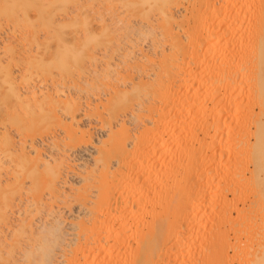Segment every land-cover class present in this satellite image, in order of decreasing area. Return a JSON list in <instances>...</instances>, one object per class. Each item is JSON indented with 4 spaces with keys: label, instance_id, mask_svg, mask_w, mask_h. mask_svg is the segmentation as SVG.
Masks as SVG:
<instances>
[{
    "label": "bare ground",
    "instance_id": "obj_1",
    "mask_svg": "<svg viewBox=\"0 0 264 264\" xmlns=\"http://www.w3.org/2000/svg\"><path fill=\"white\" fill-rule=\"evenodd\" d=\"M32 1L36 2L35 0ZM206 1L207 3L204 2L205 4L211 2L210 4H208L209 7L206 8L205 11L206 14H203L201 8L203 6V3L200 4L198 2L200 5H202L201 7H197V5L194 4L195 5V8L193 7V9L195 10L193 11L194 14L192 13L193 16L190 14V16H192L191 19L194 20V22L193 20L191 21L194 23V24L192 23L193 25H191V27H190L191 23L189 24L190 21L188 20L187 17L183 19L181 18L182 20L180 19L178 20V17L171 11L170 8L163 6L159 8V11L162 8L159 13L161 14L160 15L161 23H159L160 24L159 26H161V29L164 30L166 33L165 34L163 32L164 33L163 40L165 41V43L164 42L162 43L160 37H159L160 42L158 40L156 41V39L154 40L155 47H162V51L159 55L155 53L156 56H159V58H157L156 60L150 58L148 55L145 54L146 59L148 58L147 59L148 61L146 60L147 61L146 63L150 64L151 66V67L149 66L150 68H148V64H147V68H148L147 69L145 66L146 64L143 65L142 63H141L142 65L139 63L137 65H134L136 67H134L133 65L132 66L134 67V69L136 68V70H138V72L136 73L137 75L139 74L138 75L139 83H137L139 86L145 88L150 93V95H153L151 94L152 92L154 93L156 92V95L158 94L157 97L160 95L159 92L162 91L161 98L163 102L161 101V99H160L161 102L160 101L159 102L162 104V106L164 105V107L161 110H159L161 111L160 112L161 114L157 113V115L159 114L160 116L158 115L159 119L155 120L156 121L155 124L157 123V125H155L156 127L154 129L153 128L147 129V126L145 125L144 127L146 128V130L143 128L144 132L143 131H141L142 133L139 132V136L136 134L131 135L129 133L130 131L126 132L125 130L126 127L124 126L125 124L122 123L125 122L123 120L122 122H119L121 124H119L118 127V128L121 127L120 129L121 131L120 130L115 131L113 129L109 131L111 134L109 135L110 138L112 137L114 138V136L116 135L114 139H111L112 142L115 143V145L114 146L110 145V147L107 149L105 148L106 142H103L101 147L98 148L99 150L97 152V155L99 156H97V158L94 159V161H96L95 162L96 169L94 170L92 169V171L88 169L89 171L87 172V174H85L84 172L85 176L83 175L84 177H82L83 179L82 182L85 183L83 184L84 187L82 189H77L78 193L76 194L78 195V199L81 201V205H83L80 206V208L82 207V209L86 212L84 216V218L86 219L83 218L80 219L79 217H77L79 218V219L76 218L78 221L75 220L76 223L73 222V224L74 223L75 224L74 226L72 225L73 227H76L75 228L76 231L78 230L77 234L80 237L78 235L77 236L80 238L81 241L78 240L76 246L74 245L75 249H72L69 254H63V257H65L66 259L65 264H121L122 261L123 264H182L180 262L181 260L183 262L184 259L182 251L185 250L188 244H190L191 246L193 244L192 241L195 242L196 240V239L193 240L194 239L193 226L195 225V223L198 222L199 216L204 215L203 211L205 210V208H207L208 205L210 204L212 207V204L216 201V198H219L218 196L220 197L222 196L219 195L224 190V188L221 189V186H223V184L227 185L228 184L227 182H231L232 186L234 185V187H237L235 186V184L245 185L243 183L249 181V183L251 182V185L253 184L255 186V189H257L258 192H256L257 194H255V192L253 194H255V197L256 195H258L257 198H255L257 200L253 201L254 204L250 202V204H252L251 206L247 203L248 204L247 208L248 211L250 210L249 213L252 212L251 215L254 214V216L255 215L257 216L263 214L261 215V220H262L264 216V0H237L235 2H233V0H228V2L226 1L227 3L225 5L221 4L220 6L216 4L218 3L216 2V0H206ZM7 3H9V1ZM7 3L5 6H7ZM41 3L43 2L41 1ZM46 5H48L47 2ZM2 13L5 14L4 12ZM11 14L12 12H10V15ZM208 14H211V16L209 17H212L213 19L211 22L207 24L208 27L206 26L208 28V30L206 29L207 32L205 33L203 30L204 33H201L198 31L201 25L198 22L204 19V17ZM197 23L199 28L198 29H195L194 27L192 28V26L194 25L198 27ZM175 28L176 29L178 28L179 30L177 29L178 31L176 30L177 32H175ZM151 30L153 31V29ZM179 31L180 32L182 31L184 35L181 34ZM130 53L131 52H129V56ZM200 58H202L201 62H200ZM127 63H129V61ZM1 68L3 69L2 66ZM8 74L9 73H7V75ZM133 82H134V78H133ZM136 82L137 81H135L134 83ZM9 83L10 82H8V84ZM138 85H136L137 88ZM194 85H197L196 87H198L199 85L200 86L205 85L206 87L208 86L207 88H210V91L212 90L214 96L215 95L219 96V99H217L218 101L217 102L214 101L215 104H212V108H208L205 104H204L205 106L199 104L198 102L199 100L197 101L196 96L188 100H186L187 98L182 99L181 91L185 90L187 94L189 93L190 88L191 87L193 88ZM11 86L14 85L11 84ZM35 87L36 86L34 87L32 86L31 90L29 89L30 92H27V94L31 93L35 96L38 92L37 88ZM14 94L15 95L13 96V98L14 97L18 98L16 92ZM146 94L148 95V93ZM186 94L184 93V95ZM150 95H148V97ZM154 96L150 97L152 102H150V99L148 100V98L147 100H145V98H143L142 100L141 99L142 97L141 98L138 97L137 99L139 100L141 99L140 102L134 104V105L137 104L140 105L138 106V109L134 108L133 107L134 105L131 104V106L133 107L132 109L136 112L138 111V113H136L134 116H133L134 114L133 111H132L133 114L130 113L132 115V119L137 121V124L139 123L138 117L141 118L139 114L144 110L145 111L150 110L151 114H155L152 113L153 110H156L154 109L156 105V103L154 102L156 101L157 97L156 99H154ZM206 97H208V95L205 96L204 98ZM152 98L155 100L154 102ZM15 101L21 102L22 100L15 99ZM159 102L157 101L158 106H159L158 104ZM171 105H173V107L174 105H176L177 107L178 106L182 107L183 114L181 113L180 115H177L178 113L176 114L177 116L181 117V118L179 117V119H181L182 121L184 120V116H185V121H189L191 118L190 123L193 124L192 126L198 127L197 125H194L197 124L194 122L196 121L195 119H197L198 114L201 113L202 116H204L203 119L206 121V123L205 125L204 123H202L204 125L203 127L201 126L202 128L201 127H198L199 129L193 128V130L195 131L190 130L191 132L190 131L188 132L189 137L188 138L185 137L186 138L185 142H183L184 138L181 141H179L177 145H181L180 147L183 146L182 148L184 149L185 156L181 157L180 155L181 157L180 160L179 161L177 160L178 164L174 163L175 160L174 159L173 163L176 165L175 166L169 165L170 167L169 166L167 167L165 164L166 162L164 160L168 161L169 159L167 160V158L169 157L167 155V157L165 156L166 159L164 158L166 152L163 150H166L165 148L166 145L168 146V143H170L171 145V142L169 141L170 140L169 138H168L169 140L166 139V135L168 134V131L171 130V128L175 129V126L171 127L170 124L173 123L174 122L173 120L177 118L176 115H174L175 119L172 118L170 120V118H167L170 115L171 111H168L169 114H167L165 110H167L166 108ZM74 106L76 107V105ZM8 107L9 106H7V108ZM10 109L11 107L9 108V110ZM6 111L8 112L7 109ZM181 115H183V117ZM18 116L19 114L17 115V117H14L17 119H13L12 121L15 122L17 120V122H19ZM99 116L102 117V115ZM116 116L118 115L116 114ZM71 117H72L71 121L75 122L76 119L75 116H71ZM192 117L194 120L192 119ZM9 122L11 121L9 120ZM36 122L38 121L35 120L34 123ZM56 122L59 123L58 121ZM60 122H61L60 123L61 126L63 122L62 121ZM72 122H70L71 125ZM53 123H55V119ZM180 123L181 122H179V125ZM173 124L176 125V123ZM200 124L201 123H199L198 125ZM71 125L69 124L68 128L72 130L71 131L72 133L70 132L69 133L78 136L77 135L79 134L77 133L78 130L76 131L72 129L73 126L72 128H70ZM252 127H255V130H252ZM78 129L81 130L80 127H78ZM199 130L203 133L204 136V138L200 140H199V136L197 135ZM65 132H66L65 134L67 135L68 131ZM80 132H81L80 133L81 140L78 138L79 136L77 138L80 141H82V139L84 140V137L82 135L84 132L83 130H81ZM122 132L123 133L125 132L124 136ZM119 133L120 134L122 133L121 135L123 139L121 138V135ZM116 138L119 140H117ZM251 138H253L254 142L251 141ZM73 140H76V138H74ZM114 140H116V142ZM176 140L178 141L179 139ZM112 142L110 144H114ZM195 144L200 145L201 151L197 149L198 151L195 152L196 150L195 148H197ZM128 145L129 147L131 145L133 147L131 146V148H129ZM189 146L191 149L189 148ZM194 146L196 147L194 148ZM185 150H188L187 154H185ZM179 151L181 152L180 148ZM217 152H221V153H218L217 156L212 155L214 153L216 154ZM208 153L209 154L211 153V156L213 157L208 155L207 157H211V158H207L206 154ZM24 155L21 154L20 155L21 157L19 156V158L17 159V161L20 160L19 161L20 164L19 162L17 164L15 163L16 165L19 164L18 166L16 165L14 166L13 163V166L18 168L13 169L11 174L15 175L18 181L20 178H21L20 180L22 181L27 178L30 179L31 181L29 185L30 187L28 186L29 188L27 187V190L33 192L30 194H34V195L37 194L35 196L33 195V197L36 198L35 200L36 202L38 201L40 202V203L38 202L40 205H45V204L48 205L46 197H48L49 200L55 199L56 201L58 200L59 197L61 198V195H63L66 192L65 189L67 188V184H68V181L65 178L63 163L56 164L55 161L53 162L44 161L39 158L37 160L35 159L36 161L39 162L36 161L34 162V158L33 160L31 159L29 160L30 157L27 158ZM156 156L158 158H156ZM156 159H158V161H156ZM113 161L115 165L111 166L113 164ZM170 163L172 164V162ZM250 167L252 168L250 169ZM139 173L143 174L144 179H146L144 187L146 186L147 183L146 186L147 189L143 191L142 196H144V194L146 193L148 194V192H152V196L154 194L156 198L155 201L156 203L154 201L153 203L156 204V206H158L157 208L158 210H156L155 207L153 210V206H151L152 210L154 211L152 212L151 210V213H154V218L152 220L153 223L152 222L151 223L154 226L152 227L150 225L149 227L145 226V229L147 227L148 230H144V232L147 231L145 234L138 235L139 237L137 239L135 238L137 241L135 240L136 246L134 249L135 251H133L132 246L130 245V243H132L130 239L132 240L134 238L133 234L131 236L132 226L136 225L137 223L135 222L136 224L132 225V222L133 220L137 221L144 216L143 213L144 211L142 213L141 211L139 212L136 209L137 202L136 203L134 202V197L137 195L136 192L138 193L141 192V188H139L140 191L139 190L136 191L137 185L134 182L135 174L139 175ZM182 176L186 178L184 184L181 183L179 179ZM136 177L138 178V176ZM171 181H175L176 184L174 183V185L175 187L176 185H179L178 188L172 189L174 186L173 187L170 186L172 185ZM204 182L207 185L205 188L209 187L210 191L207 192L205 188H201V190H199L198 186ZM20 183L19 184L21 186L22 182L20 181ZM231 185H229L230 187L229 186L227 187L232 188ZM39 186L41 188H39ZM248 186L250 185H247V187ZM246 188H244L245 191H247ZM251 188H252L251 186L248 187V189ZM202 189L203 192H201ZM227 189L228 188H226L225 191ZM238 189L239 188H237V190ZM40 190H42V192H40ZM230 190L231 189H229V191ZM234 190L236 189L234 188L231 191L234 192ZM14 193H16L15 190ZM236 193L237 192L233 193V195ZM224 194L222 197L223 199L225 198ZM12 195L14 196V194ZM210 196L211 199L207 201L208 204L206 205L203 204L206 203L204 202L206 201L205 199H208V197ZM5 197L7 198L6 194ZM144 197H146V195ZM174 198L176 200H174ZM145 199L146 202L150 200L148 198V195L147 198ZM225 199H228L227 196ZM152 200L153 199H151L149 202H151ZM200 200H202L203 203ZM234 200L236 201L237 197ZM241 200L243 201L244 199H242L241 197ZM174 201L177 203V205L176 203H173L176 206L173 204L171 205V203ZM226 201L227 200H224L223 202L222 201L219 202L220 205L222 204L221 206L216 204L217 208L218 207L220 208L219 210H216V208L215 209L210 208V210L212 209L214 211L215 210L219 211L221 213L220 217L222 215L226 216L227 214H230V208H232L231 210H233L234 208L233 205L236 203L234 202V204L233 203L230 204L232 202V199L231 201L228 200V203ZM242 201L241 203L243 205V202H245V200L243 202ZM4 202L6 203V201ZM5 203H3L4 206ZM10 205H8V209ZM171 206H175L176 208ZM234 206L236 208V210L234 209L235 211H237V208L238 210L240 209L238 205L237 207L236 205ZM245 207L246 206H243V208ZM243 208H242L243 212L242 210L241 211L239 210L240 212L238 211L239 216H242V214L245 212ZM170 209L172 211L171 214L173 215L171 217L174 219V221L176 220L175 222L178 224H175L173 220L172 222L170 219L167 218V216L169 217V215H171L168 214L170 212ZM174 209H176L177 212H175V214L177 213V215H174V211H175ZM6 211L4 212L3 209L2 213H6ZM207 211L208 209H206V212ZM51 212L50 213L48 212V215L50 214L49 216H51L52 218V221L50 222L49 225H46L45 223V225H41V227L39 226V228L36 231H33L32 234L30 233L31 236L29 235V237L27 238L29 239V241L27 242L25 241L26 242L25 244L20 242L21 244L25 245V248H23L22 250L20 249V253L22 254L21 255L22 262L23 261L25 263L30 262V264L32 263L56 264V262H54L55 261L54 257L56 256V254L54 256V252H56L55 250L60 249L61 245L62 247H64L63 246L64 229L62 227L64 222L61 221V219H59V216H56L53 212L52 213ZM201 213L202 215H200ZM213 213L215 214L216 212ZM249 213L246 211V214ZM215 215L217 218L218 215L217 214ZM137 216H142V217L139 218ZM174 216L176 217L178 216V217L174 218ZM224 218L226 219L227 216ZM178 219L180 220V222L186 221V223H188L190 221V223H188V225L184 224L183 227V225H180L179 222H177L179 221ZM170 221L177 226L175 225L172 226L173 224ZM226 222L227 221H225V223ZM262 222L263 223L259 225L257 222H256L257 224H255V222L254 223L252 222L253 223L252 225L255 224L254 226L255 230L249 225L251 229L254 230L253 231L254 233L258 232L257 236L258 234H260L259 237H261V241H262V243H260L259 248L257 247L258 249L254 248L253 250L254 256L251 257L252 255L250 254V258H252V260L254 258L255 264H264V221ZM23 223H20L22 224V226L20 225L21 228H19L20 237L22 236V234H24L25 236V234L29 233L27 232V229L25 225H23ZM146 224L148 225V223ZM181 224H183V222H181ZM30 228H32V226ZM1 230L2 229H0V231ZM120 232L122 233L123 236H121ZM216 232H217L216 235L215 233H213V235L215 236L208 239L209 240L208 242L211 245L210 248L212 249V252H210V250L208 249L211 254L209 255V257L205 258V261L208 264L209 263L228 264L227 262L229 261L228 259L230 257L228 258L225 254L227 249L230 248L229 239L228 238H227L228 240L225 239L226 238L224 237L225 235L222 236V234H220L219 231L216 230ZM248 232H249L248 235L250 234L249 237L252 236L253 238L256 235V234L253 235L254 233L252 231H248ZM184 234L190 235V237L188 236L187 237L190 238L191 243L190 242L188 243L186 240H184ZM127 236H129L130 238L129 237L127 238ZM257 236L256 238L258 240ZM120 237L123 239H120ZM173 238L176 239L175 242L173 241L174 240ZM252 238H250V240ZM257 240H255L256 241L255 245L259 244ZM63 250H65V248L62 249V251ZM236 250L240 251V249L237 248L235 249V251ZM255 250L257 251L256 255L254 254ZM239 251L237 252L239 253ZM1 252L2 251H0V253ZM4 258L1 257V259L3 260ZM233 259L235 260V258ZM5 264H8V262Z\"/></svg>",
    "mask_w": 264,
    "mask_h": 264
},
{
    "label": "rangeland",
    "instance_id": "obj_2",
    "mask_svg": "<svg viewBox=\"0 0 264 264\" xmlns=\"http://www.w3.org/2000/svg\"><path fill=\"white\" fill-rule=\"evenodd\" d=\"M6 1L7 2L9 1V3H7ZM21 1L22 0H17V1L16 0H3V3H2V0H0V4H1L0 6V12H1L0 13V36H1L0 37V71H1L0 72V101H1L0 102V168H1L0 185L2 184L0 187V229H2L0 231V236H1L0 237L1 238L0 239L1 241L0 251H2L0 253L1 255L0 264H5L7 262L8 264H30V262L28 263H25L24 261L22 262L21 260L22 254L20 253V249L22 250L23 248H25V245L23 244L29 241V239L27 238L29 237L30 233L32 234L33 231H36L39 228V226L41 227V225H45V223L46 225L50 224V222L52 221V218L51 216H49L50 214L48 215V212L50 213L51 211L56 216H59V219H61V221L64 222L62 226L64 229L63 230L64 231V238H63L64 247H62L61 245V248L59 247L60 249H58L59 251L55 250L56 252H54V256L55 254L56 256L54 257L55 258L54 262H56V264L58 263L65 264L66 259L65 257H63V254H69L72 249H75L74 245L76 246V243H78V240L81 241L79 238L80 236L77 234L78 230L76 231L75 229L76 227H73V226L76 223L75 220L79 218L86 219L84 218L86 212L82 209V207L80 208V206H83V205H81V201L78 199V195L76 194L78 193L77 189H82L84 187L83 184L85 183L82 182L83 180L82 177H84L85 174H87V172L89 171L88 169H90V171H92V169L93 170L96 169L95 167L96 161H94V159H96L97 156H99L97 155V152L99 150L98 148L101 147L103 142H106V145L105 144L104 145L106 146L105 148L107 149L110 147V145H113V146L115 145V143L112 142L111 139H114L116 135L115 136L113 135L114 138L113 137L110 138L109 135L111 134L109 131H111L112 129L115 131L120 130L121 127L120 128L118 127H119V124L121 123L119 122H122L123 120L125 121L122 123L125 124L124 126L126 127L125 128L126 132L130 131L129 133L131 135L136 134L139 136V132L143 131L144 129L146 130V128L144 127L145 125L147 126V129L148 128L154 129L156 127L155 125H157V123L155 124L156 122L155 120H158L159 119L158 115L161 114L160 113L161 111L159 110H161L164 107V105L162 106V104L160 103L162 101V98H161L162 91L159 92L161 96L159 95L157 97L158 94L156 95V92L155 93L152 92L151 94L153 95H150V93L145 88L137 84L139 83L138 82L139 74L137 75L136 72H138V70H136V68L134 69V67H136L134 65H137L138 63L139 64L142 63L143 65L146 64L145 66L147 68L148 63L146 62L148 61L147 60L148 58L146 59V55H148L150 58L157 60L159 56H156V54L159 55L162 51V47H155L154 45L155 39L156 41L158 40L159 42L160 40H162V43L163 42L165 43V41L163 40V34L165 33V31L161 29V26H159L160 25L159 23H161V16H160L161 14L159 13L162 9L161 8L159 11V8L161 6L170 8L171 11L178 17V20L179 19L182 20L183 18L187 17L188 20L190 21L189 24L191 23L190 24V27H191V25L194 24L193 23L194 20L191 19L194 14L193 11H195L193 9V7L195 8L194 4H196L197 7H201L202 5L200 4L203 3V6L201 8H202L203 14H206L205 12L206 8L209 7L208 4H210L211 2H209L208 4H205L207 3L206 0L205 1L202 0L203 2L201 0H35L37 3L32 0L31 1L23 0L22 2L24 3H22ZM41 1L43 3H41ZM226 1L228 2V0H216V2L218 3L216 2L215 3L218 6H220L221 4L225 5L227 3ZM235 1L237 0H233V2ZM46 2L48 3V5H46ZM6 3H7V6H5ZM1 8H2V11H1ZM2 12H4L5 14H3ZM10 12H12L11 15H10ZM190 14L192 16H190ZM209 16H211V14H208L205 17L203 16L204 19L201 20L202 22L201 21L198 22L201 24L200 28L198 26V23H197L198 27L194 25L192 26V28L193 27L195 29L199 28L198 29L199 32L206 33L208 30L207 24L211 22L213 19L212 17H209ZM192 20L193 22H191ZM201 26L203 29L201 28ZM151 29H153V31ZM177 29L175 28V32L179 30ZM180 33L183 34L182 31ZM159 37L161 38L160 40H159ZM109 42L111 46L109 45ZM129 52H131L130 53L131 57L129 56ZM143 54L144 55L146 54L145 57ZM127 59L129 63H127L128 62ZM201 59L202 58H200V62L202 61ZM1 66L3 67V69L1 68ZM149 66L150 64H148V68L151 67ZM7 73H9L8 74L9 76L7 75ZM133 78H134V82L137 81L136 83L133 82ZM8 82L10 83L8 84ZM11 84L14 86H11ZM136 85H138V88ZM32 86L33 87L36 86L35 88H37V91H38L35 96L31 93L27 94V92H30ZM196 86L197 85H194L193 88L191 87L190 88L191 92L189 91V93L187 94L185 90H182L183 91V92L181 91L182 99L187 98L186 100H188L196 96L197 101L199 100L198 101L199 104L201 105L205 104L208 108H212V104H215V102L218 101L217 99H219V96L215 95L216 96L215 97L212 93V90L210 91V88H207L208 86L206 87L205 85L204 86L201 85L202 86L201 87L199 85L198 86L199 88ZM13 92L14 93L16 92V94L18 95V98H15V97L13 98V96L15 95ZM146 93H148V95L150 96L148 97ZM184 93L186 95H184ZM9 94L10 96L11 95L12 96L10 97ZM207 95L209 98L208 97L204 98ZM153 96H154V99H156V97L158 99V100L156 99L155 101L152 98L153 102L155 101L154 103H156V105H157V101L159 102L161 99V101L158 103L159 106L157 105L158 107L154 104L155 105L154 109L156 110H153L152 113H155V114H151L150 110L149 111L144 110L143 112L139 114L142 119L138 117L139 123L137 124V121L132 119L131 114H133L132 111L134 112L133 116L136 113H138V111L136 112L132 108L134 107L138 109V106L140 105L139 104L134 105V104L139 103L141 99L143 100V98H145V100H147L148 98V100L150 99V102H152L150 97H153ZM138 97L139 98L142 97V98L139 100L137 99ZM135 98L137 99V101ZM15 99L16 100L21 99L22 101L18 102V101H15ZM131 104L134 106L132 107ZM67 105H70V106H67ZM74 105H76V107ZM7 106L9 107L7 108ZM72 106L74 108H77V107L78 108L74 109ZM175 106L176 105H174V107L173 105L168 106L166 108L167 110H165L167 114H169L168 111H171L170 115L167 117V118H170V120L174 118L175 117L174 115H176L177 113H178L177 115H180V113L183 114L182 107L181 106L175 107ZM10 107L11 109L9 110ZM6 109L8 110V112L6 111ZM180 109H181V112H180ZM157 113L159 114L157 115ZM18 114H19L18 116L19 122H17V120L16 121L14 120L15 122H13L12 120L17 119L14 117H17ZM116 114L118 116H116ZM129 114L131 115V117ZM99 115H102V117ZM177 115H176L177 118L176 119L174 118L175 120H173L174 122L170 121V122L176 123V125L173 123L170 124L171 127L175 126V129L171 128V130L168 131V134H167L168 136L166 135V139L167 140L170 139L169 141L171 142L172 146L170 145V143H168V146L166 145L165 147L166 150H163L166 152L165 153L166 155H164V158L165 156L167 157V155L169 157L167 158V160L169 159L168 160L169 162L164 160L166 162L165 164L167 167L169 165L175 166L176 164H178V161L180 160V158L182 156L183 157L185 156L184 149L182 148L183 146L180 147L181 145H177L179 141H181L184 138L183 142H185V139H186L185 137L187 138L189 137L188 132L190 130L195 131L193 130V128L197 129L198 127H201V126L203 127L206 123V121L203 119L204 116H202L201 113L198 114L197 119H195L196 121L195 122L193 121L194 123H197L194 125H197L198 127L192 126L193 124L190 123L191 118L189 121H185V116H184V120H183L184 122H183L181 119H179L180 116H177ZM71 116H75L76 118L75 122L71 121L72 120ZM181 116L183 117V115ZM54 119H55V123H53ZM9 120L11 122H9ZM35 120H37L38 122L34 123ZM56 121H58L59 123H57ZM60 121L63 122L61 126H60V123H61ZM70 122H72V125ZM177 122H178V125H179V122L182 123V124L180 123L181 127L180 125L178 127ZM199 123L201 124L198 125ZM202 123H204V125ZM69 124L71 125L70 128H72L73 126L72 129L76 131L78 130L77 133L79 134L77 135L79 137L70 134L72 133L71 132L72 130L68 128ZM78 127H80V129L83 130L84 132L82 135L84 137L85 142L83 139H82L83 142L80 141L81 140V137H80L81 130H79ZM252 130H255V127H252ZM65 131H68L67 135L65 134L66 133ZM124 134L125 132L123 133V136ZM197 135L199 136V140L204 138L203 133L200 130L197 133ZM72 138L73 139L76 138V140H73ZM121 138H122V135H121ZM176 139H179V140L177 141ZM114 141L116 142V140ZM251 141L254 142L253 138H251ZM111 142L114 144H110ZM195 145L197 146V148H195L196 146H194V148L196 149L195 152H197L198 150L201 151L200 145L199 144H195ZM131 146L129 148H131ZM175 147H178V148H175ZM179 148L181 152L179 151ZM168 149L170 152L168 151ZM187 153H188V150H185V154ZM218 153H221V152H217L216 154L214 153L212 155L217 156ZM21 154L22 155L25 154L24 156H26L27 158L30 157L29 160L30 159L33 160L34 158V162L39 158L44 161H50V162L55 161L56 164L63 163V166H64L63 169L65 171V178L68 181L67 188L65 189L67 193L65 192L63 195H61V198L59 197L57 201L55 199H52L55 201L49 200L48 197H46L48 205L46 204L40 205L39 204L40 202L38 200L37 201L39 203L36 202L35 201L36 198L33 197L34 194H30L33 192L27 190V187L31 183L30 179L27 178L22 181L20 180L21 179L20 178L18 181L17 177L11 174L13 169L18 168L14 166L20 161V160L17 161V159L19 158ZM208 155L211 156V153L206 154V157ZM211 157H207V158H211ZM156 158L158 157L156 156ZM173 160H174V163L176 164L173 163ZM156 161H158V159H156ZM36 162H39V161H36ZM170 162H172V164ZM13 163H14V166H13ZM113 165H115L114 161L111 166ZM251 168L252 167H250V169ZM136 176H138V178ZM181 178L179 179L181 183L184 184V181L186 178L184 177L182 179ZM145 180L146 179H144L143 174H140V173L139 175L135 174L134 182L137 185V188H136L137 190L136 189L135 190L140 191L139 188H141V192L139 193L136 192L137 195L134 197V202L135 203L137 202L136 209L139 212L141 211L142 213L144 211L143 212L144 216L143 217L137 216L139 218L141 217L142 218L141 219L138 218L139 220L137 221L133 220L132 222V225L137 223L136 225L132 226L131 236L133 234L134 238L131 237L133 239L132 240L130 239V241L132 242L130 243V245L132 246L133 251H135L134 250L136 246L135 242L137 241L136 239L139 237L138 235L145 234L147 231L144 232V230H148L147 227H149V225L151 227L154 226L152 224L154 213H151V210H152L151 206H153V210H154V207L156 208V210H158L157 209L158 206H156V204L153 203V201L154 202L156 201V198L154 194L152 196V192H148V194L147 193L144 194V196L146 195V197L142 196L143 191L147 189L146 188L147 183H146V186L144 187V184L146 182ZM20 181L22 182L21 186H20L21 184ZM171 183L172 185L170 186L172 187L174 186L173 188L171 187L172 189L178 188L179 185H176V187L174 185L175 181H171ZM227 183L231 185V182H227ZM248 183L249 181L243 183L245 185L235 184V186L237 187H234V185L233 186L231 185L232 188H229L230 186L228 184L227 185L223 184V186H221V189L224 188L223 191L225 192V194L222 191V193L219 194L222 196L221 197L218 196L219 198H216V201L212 204V207H211V204L208 205V207L205 208V210L203 211L204 213L202 212L204 215L199 216L198 222L195 223L196 226L195 225L193 226V233H194L193 240L195 239L196 240L195 242L192 241L193 244L191 246L190 244H188L189 246L187 245L185 250H183L184 252L182 251V254L184 256L183 262L182 260L180 261L182 264L183 263L184 264H208L205 261V258L209 257V255L211 254L210 252H212V249L210 248L211 245L209 244L208 239L217 234L216 230L219 231V233L222 234V236L225 235L224 236L226 237L225 239L227 238L229 239L230 248L227 249L226 254H225L228 258L230 257L228 259L229 261L227 262L228 264H231V263L232 264H249V263L253 264L255 262L254 258L253 260L252 258H250V254L252 255L251 257L254 256L253 255L254 248H257V247L259 248L260 243H262V241H261V237H259L260 234H258L257 236L258 232L254 233L253 231L255 230L254 228L255 224L258 223L259 225L263 223L262 221H264V216L261 220V215L263 214L257 215V216L255 215L256 216L255 218L254 214L251 215L252 212L249 213L250 210L248 211V208H247L248 204L251 206L252 204H250V202L253 203V201H256L257 199L255 198H257L258 196L256 195L255 197V194H257L256 192H258L257 189H255V186L253 184L251 185V182L249 184ZM247 185H250L252 187L251 189H253L254 187L253 189L254 191L251 189H248V187L250 186L247 187ZM206 186L207 185L204 182V183H201L198 186V188L199 190H201V188H205ZM225 187L228 188L226 191H228L229 193L225 191L226 189ZM39 188L41 187L39 186ZM234 188L236 190H234V192L231 191ZM237 188H239L240 190L239 189L237 190ZM244 188H246L247 191H245ZM205 189L207 192L210 191L209 187ZM229 189L231 190L229 191ZM14 190L18 195L14 193ZM40 192H42V190H40ZM201 192H203V189ZM235 192L237 193L233 195V193ZM254 192L255 194H253ZM5 194L7 198L5 197ZM12 194H14V196ZM223 194L225 198L227 196L228 199H225V198L223 199L222 198ZM147 195L150 200L153 199L151 202H149L150 201L149 199H148L149 201L146 202L145 198H147ZM150 195L154 197L155 199L152 198ZM235 196L237 197L236 201L234 200L236 199ZM10 197H11V200H10ZM238 197L240 200L238 199ZM241 197L242 199L245 200V202H243L244 200L243 201L241 200ZM175 198L174 200H176ZM209 199H211V196L208 197V199H205L206 201L204 202L206 203H203L202 200L200 201L206 205L208 204L207 201ZM231 199H232V202L230 203ZM224 200H227L226 201L227 203H228V200H230L229 201L230 204L232 203L234 204L235 202L236 204L234 205H236V207L238 205V207L240 208L239 209L240 211L242 210L243 206H246L245 208H243L245 212L242 214V216H239L238 208H237V211H235L236 208L233 205L234 208L233 210H231L232 208H230V214L226 215L227 218L225 219L224 217L226 216L222 215L223 216V219H222V216L220 217L221 213L219 211H216L220 209L219 207L217 208L216 204L220 205L219 202L221 201L223 202ZM4 201H6V203ZM241 201L243 202V205ZM3 203H5V206L3 205ZM173 203H176V202L175 201L172 202L171 205ZM8 205L11 206V207L9 206V209H8ZM41 206H43L44 208ZM175 206H171V207L176 208ZM5 208L7 209V211ZM210 208H213V209L216 208V210L214 211L211 209L212 210L211 211ZM3 209H4V212L6 211V213H2ZM206 209H208L207 212H206ZM153 210L152 212H154ZM174 210H173L174 215H177V213L175 214V212H177L176 209ZM246 211L249 214H246ZM171 212L172 211L170 209V212L168 214H171ZM213 212H216L215 214L218 215L219 217V218L217 217L218 219L216 218V215ZM202 213L200 215H202ZM171 216L173 215L171 214L169 215V217L167 216V218L170 219L171 221L172 220L174 221V219ZM177 217L174 216V218H177ZM228 220H230L231 222ZM138 221L140 222V224ZM149 221H150V224H149ZM225 221L227 222L225 223ZM73 222L75 223L73 224ZM177 222H179L180 225H183V227H184V224L188 225V223H190V221L188 223H186V221L185 222L181 221L183 222V224H181L180 220ZM252 222L253 223L255 222V224L252 225L253 224ZM20 223H23V225H25L27 229V232H29L25 234V236L27 235L26 237L24 236V234H22L21 237L19 236L20 235L19 228H21L22 226V224ZM146 223H148V225ZM172 224H173L172 226H174L175 224H178V223L175 222V224L174 223ZM249 225L254 230L251 229ZM31 226L32 228H30ZM145 226H147L146 229H145ZM142 230H143V233H142ZM248 231H252L254 233L253 235L256 234L253 237L254 239L252 238V236L249 237L250 234L248 235L249 233ZM213 233H215V235H213ZM14 234L15 236L17 235L16 239H15ZM120 234L121 236H123L121 232ZM185 234H184V240H186L189 243L190 238L188 237H190V235L188 234L185 235ZM256 236L258 237V240ZM128 237L129 236H127V238ZM237 238L239 242L237 241ZM250 238H252L254 242L252 239L250 240ZM120 239H123V238L120 237ZM173 239H174L173 241L175 242L176 239L175 238ZM246 239H249V240H246ZM255 240H257V242L259 243L257 244L258 246L255 245V242H256ZM20 242L23 244H21ZM64 248L65 250L62 251V249ZM236 248L240 249V251L239 250L235 251ZM208 249L210 250V252ZM256 250L254 251L255 255L257 253ZM237 251H239V253ZM61 252H62V255H61ZM1 257L2 258L5 257L4 260L1 259ZM233 258H235V260ZM5 259L8 261H6ZM121 264H123V261L121 262ZM214 264H217V263H214Z\"/></svg>",
    "mask_w": 264,
    "mask_h": 264
}]
</instances>
